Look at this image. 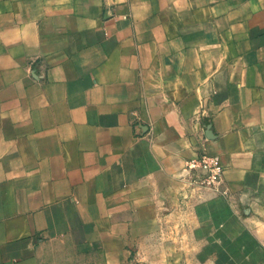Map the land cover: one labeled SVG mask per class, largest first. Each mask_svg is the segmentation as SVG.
<instances>
[{"label":"crops","instance_id":"0c3cea01","mask_svg":"<svg viewBox=\"0 0 264 264\" xmlns=\"http://www.w3.org/2000/svg\"><path fill=\"white\" fill-rule=\"evenodd\" d=\"M149 256L264 264V0H0V264Z\"/></svg>","mask_w":264,"mask_h":264},{"label":"built area","instance_id":"2783aa9c","mask_svg":"<svg viewBox=\"0 0 264 264\" xmlns=\"http://www.w3.org/2000/svg\"><path fill=\"white\" fill-rule=\"evenodd\" d=\"M184 170L189 176L190 185L202 187H216L223 176V166L218 155L202 154L188 159Z\"/></svg>","mask_w":264,"mask_h":264},{"label":"rangeland","instance_id":"374dc122","mask_svg":"<svg viewBox=\"0 0 264 264\" xmlns=\"http://www.w3.org/2000/svg\"><path fill=\"white\" fill-rule=\"evenodd\" d=\"M148 264H193L192 260L193 257H169V256H163V257H155V256H149L147 258ZM173 261L175 263H173ZM200 264V263H195ZM204 264V263H201Z\"/></svg>","mask_w":264,"mask_h":264}]
</instances>
